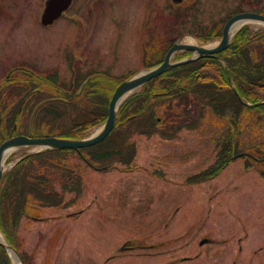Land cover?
Here are the masks:
<instances>
[{"label": "rangeland", "instance_id": "374dc122", "mask_svg": "<svg viewBox=\"0 0 264 264\" xmlns=\"http://www.w3.org/2000/svg\"><path fill=\"white\" fill-rule=\"evenodd\" d=\"M46 2L0 0V84L10 69L16 82L22 69L26 76L48 81L47 73L54 71L56 81L45 85L56 91L71 84L70 64L119 79L143 70L146 44L168 36L160 26L147 28L148 19L157 17L149 8L168 13L170 0H73L65 15L45 27L41 18ZM261 7L264 0H197L194 8L183 10L175 33L184 35L182 43L199 44L194 34L222 26L241 8ZM246 24L264 28L261 22ZM15 83L3 88L0 128L7 115L12 119L18 114L12 126L26 134L33 109L51 98L42 93L27 101L28 88L17 94ZM218 120L214 115L199 119L195 128H183L171 139L134 134L129 166L113 161V167L100 171L75 152L67 154L81 191L65 192L66 206L36 207L21 216L17 234L28 264H264V160L256 155L259 150L242 149L259 161L240 156L211 179L188 181L217 160L226 132L218 123L225 122ZM44 122L62 130L68 118ZM46 126L36 121L32 130ZM37 150L26 146L12 153L18 158ZM204 238L207 243L200 245ZM11 264L21 263L11 259Z\"/></svg>", "mask_w": 264, "mask_h": 264}, {"label": "trees", "instance_id": "16d2710c", "mask_svg": "<svg viewBox=\"0 0 264 264\" xmlns=\"http://www.w3.org/2000/svg\"><path fill=\"white\" fill-rule=\"evenodd\" d=\"M258 10L264 13V8ZM183 12L175 10L162 20L161 28L168 31V36L160 37L151 52L147 53L146 67L162 62L168 48L180 36L175 32L177 25L183 22ZM201 32L194 34L201 43L221 35V30L204 29ZM183 56L176 55L177 58ZM222 61L239 96L232 90ZM17 80H6L0 88V98L4 95L3 88L15 82L17 94L20 88L23 92L28 88L27 101L37 99L42 93L50 97L38 79L20 76ZM72 86L76 89L79 83L75 82ZM114 88V83L94 76L81 95L75 96V89L71 88L66 95L67 102L51 100L42 103L35 111L33 122L46 123L47 126L32 130L33 134L72 139L87 136L90 128L106 120ZM3 101L2 108H5L8 101ZM86 102L90 104L89 107L81 109ZM212 115L224 121L218 123L224 124L226 129L219 140L217 160L206 170L190 176L189 183L216 176L230 160L243 152V146L250 148V151L257 148L259 151L256 155L264 160V28L254 29L244 25L231 38L225 50L214 56L179 64L149 80L119 106L114 128L99 143L80 149L44 150L29 154L15 163L3 174L0 185V231L6 241L28 261L20 249L17 234L21 216L29 215L36 207L66 206L63 194L72 191L78 194L81 191L79 176L70 173L67 154L75 152L90 166L101 171L113 167V161L129 166L135 154V144L131 140L134 134L150 136L157 133L171 139L179 130L195 128L199 119ZM5 118V126L0 128V141L22 133L12 126L18 114L12 119L10 115ZM50 118L54 122L68 118V123L59 128L62 130H57L44 122ZM13 158L14 155H11L7 162ZM0 264H11L9 255L1 245Z\"/></svg>", "mask_w": 264, "mask_h": 264}, {"label": "water", "instance_id": "95a60500", "mask_svg": "<svg viewBox=\"0 0 264 264\" xmlns=\"http://www.w3.org/2000/svg\"><path fill=\"white\" fill-rule=\"evenodd\" d=\"M179 1V0H177ZM71 0H47L46 7L44 9L41 21L44 25L50 24L56 19L62 11L68 7ZM258 21L264 23V14L256 12H241L233 15L228 19L222 29V37L220 41L212 46L205 47L190 43H174L171 48L167 51L164 60L159 65L135 74L134 76L122 81L115 89L108 107V116L102 126L101 130L95 135L85 138V139H62L56 137H33L31 132L28 135H18L9 138L0 144V181L3 174V161L5 153L18 148L20 146H37L44 149H62V148H80L93 145L101 141L114 127L116 121V111L122 98L132 89L141 86L146 83L151 78L163 73L167 69L174 67L181 63H186L198 58L214 55L228 47L229 40L231 38V31L234 25L239 21ZM177 50H191L193 53L190 57L182 59L179 61H170L171 56ZM224 68L227 72L225 64ZM228 73V72H227ZM231 81L230 76L228 75ZM232 89L236 95L237 90L232 85ZM206 242V240L201 241V243ZM0 244L9 252L16 255L17 259L22 263L26 264L21 255L11 246L6 245L2 242Z\"/></svg>", "mask_w": 264, "mask_h": 264}, {"label": "bare ground", "instance_id": "6f19581e", "mask_svg": "<svg viewBox=\"0 0 264 264\" xmlns=\"http://www.w3.org/2000/svg\"><path fill=\"white\" fill-rule=\"evenodd\" d=\"M244 22H246V21H239V22H237V23L234 25V27H233V29H232V32H235V31L240 27V25H242ZM190 42H193V41L190 40ZM10 151H11V150H10ZM10 151L6 152L5 154L8 155V153H9ZM6 155H5V156H6ZM0 241H3V237H2L1 234H0ZM12 258H13L14 262L18 263V260H17V258H16V255L12 254Z\"/></svg>", "mask_w": 264, "mask_h": 264}]
</instances>
